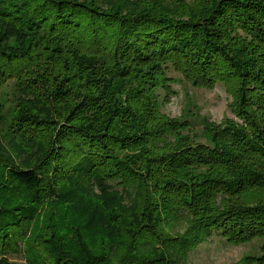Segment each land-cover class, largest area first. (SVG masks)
<instances>
[{"label": "trees", "instance_id": "trees-1", "mask_svg": "<svg viewBox=\"0 0 264 264\" xmlns=\"http://www.w3.org/2000/svg\"><path fill=\"white\" fill-rule=\"evenodd\" d=\"M170 69L233 117L165 116ZM0 115V264H264V0H0Z\"/></svg>", "mask_w": 264, "mask_h": 264}, {"label": "rangeland", "instance_id": "rangeland-1", "mask_svg": "<svg viewBox=\"0 0 264 264\" xmlns=\"http://www.w3.org/2000/svg\"><path fill=\"white\" fill-rule=\"evenodd\" d=\"M169 77L174 78L173 83L170 84L174 90V94H167L164 89H159L160 102L158 103L159 110L170 119H179L182 117H189L194 122L196 130L202 127L201 119L203 116L208 117L214 122H221L223 119L233 117L229 108V103L232 96L227 92L224 85L217 83L212 89L194 88L186 83L182 76L170 69L167 71ZM12 99V94H9L8 100ZM11 103L3 105L2 113L9 110ZM187 109L192 110L191 114ZM0 120V145L7 147L9 157L18 162V158H26V154L19 150L18 139H12L6 134L9 129L10 117L6 120L3 115ZM4 134V135H3ZM13 145L15 148L11 147ZM13 148V149H11ZM36 235L41 238L48 239L50 234L30 231L29 238ZM261 241L254 240L250 243L240 245H229L222 241L219 236L213 235L208 241L199 245L190 256V264H240L247 255L260 253ZM251 264V262H249Z\"/></svg>", "mask_w": 264, "mask_h": 264}]
</instances>
